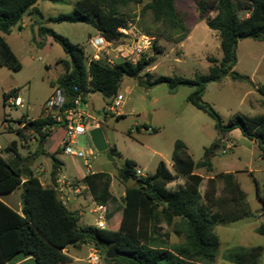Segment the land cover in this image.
I'll list each match as a JSON object with an SVG mask.
<instances>
[{"label":"trees","instance_id":"trees-1","mask_svg":"<svg viewBox=\"0 0 264 264\" xmlns=\"http://www.w3.org/2000/svg\"><path fill=\"white\" fill-rule=\"evenodd\" d=\"M39 0H0V31L10 35L13 28L21 25L24 18L36 15L45 17L37 7ZM53 4H67L69 0H48ZM238 6L234 0H197L196 7L200 18L207 26L216 31L221 40L223 57H209L212 64L207 74H198L193 79L178 75L158 76L146 74L143 83L147 87L166 84L171 93L180 87H191L193 92L187 100L198 110L208 114L215 121L219 138H224L238 130L246 139L264 145V115L248 116L234 114L227 122L213 107L204 101L207 85L219 82L229 76L233 80L246 78L238 74L237 47L239 39L250 38L264 41V0H242ZM143 3L142 0H76L69 14H61L48 20L55 23H83L92 26L107 40L121 38L120 28H127L132 22L131 8ZM243 10L245 17H240ZM150 13L155 24L162 27L160 36L167 35L168 40L176 39L182 43L188 36V30L176 8L175 0H151L140 12L143 18ZM212 14H215L213 16ZM40 34L49 35L61 45L69 60H61L63 74L53 88L62 91L65 103L61 111L74 108L79 96L85 101L89 93H100L112 104L117 97L120 84L125 76L141 77L151 66L155 57L143 58L136 64L124 62L113 67L99 61L87 63L83 47L73 44L68 38L57 34L47 27L39 28ZM151 35V33H149ZM162 53L155 47V55ZM0 67L20 71L22 64L4 37L0 36ZM264 99V85L257 87ZM19 89L15 88L3 94L4 105L10 98H18ZM25 117L19 120L23 124ZM7 123V120L3 124ZM58 127H66L65 119L55 120L44 116L30 121L24 130L34 133V138L42 145L53 135ZM11 130V128H9ZM24 130L18 135L25 138ZM12 131V130H11ZM157 133V129H153ZM56 153L64 151V138ZM17 142H12L8 152H15ZM213 144L206 153L213 150ZM116 149H111L115 152ZM55 153V154H56ZM53 157L52 184L42 185L33 177L31 168L22 169L3 157L0 152V196L9 194L23 184L22 211L18 213L0 200V264H11L34 258L38 264H63L72 258L67 250L70 247L90 245L98 250L105 259L106 252L113 246L124 254L113 259L112 264H216L220 248L219 236L214 228L253 216L245 192L236 181L233 173H220L207 181L204 194L200 192L204 177L196 170L213 171L212 161L205 159L196 162L190 154L187 144L176 140L172 151L173 174L165 162L161 161L154 174L139 179L136 175L137 164L127 159L123 168L117 171V178L126 186V195L122 198V218L118 227L100 229L96 226H80V217L71 212L57 199V176L61 163ZM177 178H183L184 184L169 188ZM23 179L27 181L23 183ZM135 181L133 187L128 183ZM223 187L220 189L218 183ZM83 182L93 200L100 204L114 202L109 192L111 180L104 173L87 175ZM257 197L262 204L264 216V192L259 185ZM165 224L176 235H183L185 242L170 244V233H160V225ZM257 232L264 234V225ZM262 247L237 248L229 251L226 258L234 264H259ZM104 263V262H103ZM105 264V263H104Z\"/></svg>","mask_w":264,"mask_h":264},{"label":"rangeland","instance_id":"rangeland-1","mask_svg":"<svg viewBox=\"0 0 264 264\" xmlns=\"http://www.w3.org/2000/svg\"><path fill=\"white\" fill-rule=\"evenodd\" d=\"M75 1L69 0L67 4L61 5L53 4L48 0H39L37 7L43 13L44 20L36 15H29L24 18V22L28 24L27 27L17 26L13 28L10 35L0 31V36L7 40L22 64L20 71L0 67V146H7L11 140L20 141V137L15 132L4 128V121L7 120V123L15 128L26 114L37 118L43 105L54 92L51 83L56 82L63 74L60 61L69 60L61 45L52 36L40 34L39 28L42 26L50 28L68 38L73 44L83 47L87 55L93 53L89 40L97 33L92 26L83 23H55L48 20L61 14L71 13ZM196 1L177 0L183 17L189 20L187 26L191 32L182 43H176L177 38L168 40L167 35L160 36L162 27L153 22L150 13L143 18L140 17V12L149 2L148 0H143L141 5L131 8L132 23L136 28L143 34L151 33L150 36L156 38L152 48L144 55L155 57V61L145 69L141 77L125 76L123 78L118 94H122L124 100L117 111L111 113L109 108L113 105H108L103 95L97 92L89 93L86 101L92 114L100 117L101 129L107 143L110 146H116L122 156L115 154L114 161H111L107 152H97L89 133L78 138L76 147L85 155L89 149L94 151V157L89 158L93 174H106L112 180V192L116 194L117 189L120 193L121 189L125 190V184H120L117 178V171L125 165V159L136 161L137 169L144 175L154 174L160 161L171 160L176 140H182L187 144L195 161L202 159L212 161L213 174L234 172L237 182L246 194L253 216L215 226L214 232L220 239V248L215 262L216 264H234L226 258L229 251L237 248L262 247L259 264H264V234L257 232V229L264 225L262 204L257 197L258 185L261 192H264V154H262L264 145L260 146L246 139L238 130H235L229 139L233 148L227 153H220L222 144L218 150L206 153V149L215 143L217 145L221 138L215 129V121L188 102L187 98L194 89L184 86L177 92L171 93L166 84L150 88L143 83L146 74L155 77L178 75L193 79L198 74L209 72L212 65L208 61L209 57L217 59L223 57L218 33L211 30L206 21L199 19L196 10L194 12ZM234 2L238 6L243 5L242 0H234ZM239 15L243 18L246 13L240 10ZM155 47H159L162 53L155 55ZM237 58L238 62L234 70L246 78L233 80L227 76L219 82H212L207 85L203 96L204 101L209 103L225 122L236 113L248 116L264 115V99L254 89L255 86L264 85V41L250 38L239 40ZM15 88L19 89L23 107L11 105L9 101L4 105L3 94ZM91 100H94V103H91ZM118 112H122L123 117L118 119L116 115ZM153 129H157L158 132L154 133ZM60 135L61 130L48 142V145L56 146ZM228 138L225 137L224 140ZM20 151L26 154L23 148H20ZM155 151L161 155L155 154ZM56 156L63 164L59 173V182L78 184L85 171L83 159L64 153L56 154ZM40 163L43 164L47 173L51 172L50 157L41 156L36 167ZM197 171L206 175L210 174L202 169ZM173 187L177 188V186ZM218 187L220 189L223 187L221 181ZM65 195L71 198L68 205L70 210L81 213L80 226H95L97 216L92 213V210L96 204L89 199L88 193L83 191L82 195L75 196L69 192L68 188H65ZM115 206L110 220L107 218L105 221L107 229L112 228L114 218L121 213L122 196H119ZM183 242H185L183 235L173 234L170 244ZM92 249L95 248L90 245L70 247L68 255L72 260L63 264H89L88 255ZM100 257V264H104V258L101 255ZM19 263L21 264L14 260L11 264Z\"/></svg>","mask_w":264,"mask_h":264},{"label":"crops","instance_id":"crops-1","mask_svg":"<svg viewBox=\"0 0 264 264\" xmlns=\"http://www.w3.org/2000/svg\"><path fill=\"white\" fill-rule=\"evenodd\" d=\"M143 1V0H142ZM149 2L151 0H148ZM148 2V3H149ZM175 3H176V8H177V11L179 12L180 16L183 17V14L181 13L180 9L178 8V5H177V0H175ZM38 4V3H37ZM75 4V2H74ZM195 10L197 11V7H195L194 9V12ZM197 15L199 17L200 20H202L198 14V11H197ZM215 16V15H214ZM184 19V24L188 30V36L187 38L190 36V30L188 29V26H187V22L189 20H186V17H183ZM204 21V20H203ZM28 24L24 22L21 23L20 25V28H24V27H27ZM96 35H98L99 33L96 31ZM95 35V36H96ZM94 36V37H95ZM93 38V37H91ZM90 38V39H91ZM186 38V39H187ZM6 40V39H5ZM7 41V40H6ZM93 49V48H92ZM87 55V54H86ZM91 55V54H90ZM253 83V82H252ZM254 84V83H253ZM255 85V84H254ZM257 87L258 86H255V90L257 91ZM56 88H54V91H55ZM54 93V92H53ZM53 95V94H52ZM119 95V94H118ZM18 96H19V93H18ZM15 98V97H14ZM20 98V97H18ZM16 99V98H15ZM21 102H22V106L20 107H23V101L22 99L20 98ZM115 100V99H114ZM87 101V96L85 97V105L81 107V111L86 114L90 120H89V124H94V127H100L102 128V124H101V121H100V117H97L96 115L92 114L89 106H88V103L86 102ZM91 103H94V100H91ZM16 107H19V106H16ZM44 107H45V104L43 105L42 109H41V112H40V115L37 117V118H33L31 116H29V114H26V117H25V121L23 124H19L17 127H11L8 123H5L4 124V128L5 129H9L11 128V130L13 132H15L17 135H18V131L19 130H24L25 129V126L26 124H28L30 121H34L38 118H41V117H44L46 116L45 112H44ZM100 114V113H98ZM117 118H121L123 117V113L122 112H118L117 114ZM106 116V115H105ZM24 117V116H23ZM90 129L91 126H90ZM61 130V135L59 136V139H57V143H56V146H52L51 144L48 145V142L55 138V136L57 135L58 131ZM90 131V130H89ZM234 132V131H233ZM229 133L226 137H229L228 140H222V151H220V153H224V150H227V146L230 145L232 149L233 146L231 144V137L230 135L233 133ZM89 133V132H88ZM240 133V132H239ZM23 134L25 135V138H21L20 137V141H17V140H11L10 143L5 146V147H2L0 146V152L1 154L3 155V157L5 159H7L8 161L12 162L13 164L17 165L18 167L22 168V169H26V168H31V171L33 173V177L34 178H37L39 180V182L42 184V185H51L52 184V177H51V172H52V169H51V172L50 173H47L46 169H44L43 167V164L40 163L39 166L36 167V163L37 161L40 159L41 156H48L52 159V164L53 165V155H55V158L61 163V168L59 170V173L62 169V162L57 158L56 154H61V153H64L63 152H59V153H56V149L57 147L61 144V140L63 139L64 135H65V127H58L57 129H55L53 135L42 145L41 143H39V141L37 139L34 138L33 136V131H30V130H24L23 131ZM241 134V133H240ZM85 135V134H84ZM242 135V134H241ZM80 136H83V135H80ZM78 136L76 141H75V147L77 146L78 144V138L80 137ZM106 140V139H105ZM12 142H17V146L14 147V151L15 152H8L7 151V148L11 147V143ZM107 143V141H106ZM255 143V142H254ZM108 151L112 154V156L114 157L115 154H118L120 157L122 156L121 153H119L118 149L116 148V146H110L108 143ZM223 147H225L223 149ZM20 148H23L25 151H26V154H23L21 151H20ZM77 148V147H76ZM115 148L116 151L115 152H111V149ZM78 149V148H77ZM226 152V153H227ZM56 153V154H55ZM86 156L88 157V162H89V158L90 157H94V151L92 149H89L88 152H86ZM155 154H159L161 155L159 152H154ZM219 153V152H217ZM65 154V153H64ZM264 154V152L262 153ZM216 155V154H215ZM82 159V158H81ZM127 159H125L126 161ZM203 160V159H202ZM84 161V167H85V171L82 173L81 175V178H80V181L77 183H72V182H59V174L57 176V189L59 191V194H60V200L63 201L64 205L70 210V208L68 207L69 205V202L71 200L70 197H66V195L64 196V193H65V188H68L69 189V192H71L73 195L75 196H80V195H76L71 187H69L68 183H72L73 185H81L84 187V189L82 190V193L83 191L85 193H88V197L89 199L94 203V204H100V203H97L93 200L87 186L85 185V183L83 182V179L89 175V174H93L92 170H91V167L90 169L87 168V164L85 162V159H83ZM201 161V160H200ZM137 166H138V163L136 161H134ZM161 162V161H160ZM159 162V163H160ZM163 162H165L166 166L168 167V169L173 173L175 174V171H174V168H173V162H172V155H171V160H164ZM196 162H199V161H196ZM158 163V164H159ZM90 164V163H89ZM91 166V164H90ZM158 166V165H157ZM38 167H40V169L38 170ZM124 167V166H123ZM122 167V168H123ZM37 168V169H36ZM157 168V167H156ZM43 169V171H42ZM204 170V169H202ZM206 171V170H205ZM214 172V166H213V171L212 172H207V173H210V174H204V173H201L199 171L196 170V173L199 174L200 176L204 177L203 179V183H202V186L200 188V192L201 194L203 195L205 190H206V186H207V181L208 179L210 178H214L215 174H213ZM224 173H233L235 175L234 172H224ZM235 179H236V176H235ZM119 180V179H118ZM27 180L26 179H23V183H25ZM237 181V180H236ZM120 184H123L120 180H119ZM67 184V185H66ZM184 184V179L183 178H177L173 183L169 184V188H173V186H180V185H183ZM123 187V185H121ZM118 188V187H117ZM121 193L119 192V190L117 189V194L112 192V180H111V183H110V187H109V192L110 194L112 195L113 199H114V202H107L106 204V207H107V210H108V213H107V218H109L108 220H110V217H111V214L112 212L114 211V209L116 208V204H117V201L119 200V196H122V198L126 195L125 193V190H126V186H125V190L124 189H121ZM24 192V188H23V184L18 187L16 190L12 191L11 193L9 194H5V195H1L0 196V200L2 202H4L7 206H9L10 208L14 209L15 211H17L18 213H21L22 211V204H21V199H22V194ZM82 195V194H81ZM71 211V210H70ZM73 212V211H71ZM75 213H77L79 215V217L81 216V213H79L78 211H75ZM115 217V216H114ZM121 218H122V213H120V215L116 216L113 221L114 224H112V227H118L120 225V221H121ZM80 223V222H79ZM96 226V225H95ZM160 233L161 234H164V233H170L171 236H170V243H171V240H172V236H173V232L171 231V228H168L165 224H161L160 226ZM176 235V234H174ZM67 253H69V249L67 250ZM20 264V263H19Z\"/></svg>","mask_w":264,"mask_h":264},{"label":"built area","instance_id":"built-area-1","mask_svg":"<svg viewBox=\"0 0 264 264\" xmlns=\"http://www.w3.org/2000/svg\"><path fill=\"white\" fill-rule=\"evenodd\" d=\"M118 31L121 34V38L116 41L107 40L101 34L89 40V44L93 48V53L91 55H86L88 58L87 63L99 61L111 67L124 62L136 65L152 48L153 42L156 40L154 36L140 32L132 22L128 24L127 28H120ZM123 100L124 96L122 94L117 95L112 103L113 107L109 108L110 112L113 113L117 111L121 107ZM9 103L14 106H22L20 98H10ZM64 103L65 97L62 91L55 89L53 95L45 103L44 112L46 116H52L57 121L65 119L66 136L63 141L65 146L64 153L71 157L85 159L87 168L90 169L91 166L88 162V157L82 150L75 147V141L78 136L88 133L89 130H91L90 126L93 128L94 124H89L90 118L80 110L81 107L85 105L81 96L75 99V106L71 110L65 112L61 111ZM230 148L231 146L228 145L227 150ZM226 152L227 151L224 150V153ZM136 175L139 179L147 177V175H144L138 169L136 170ZM68 185L76 195L82 194V190L84 189L83 186L73 185L72 183H68ZM92 213L97 216L96 227L105 229L107 226L105 221L108 213L106 205L96 204ZM100 262L101 257L98 250L92 249L88 255V263L100 264Z\"/></svg>","mask_w":264,"mask_h":264},{"label":"water","instance_id":"water-1","mask_svg":"<svg viewBox=\"0 0 264 264\" xmlns=\"http://www.w3.org/2000/svg\"><path fill=\"white\" fill-rule=\"evenodd\" d=\"M239 40H242V38H240ZM89 136H90L91 142H92L94 148L96 149V151L99 153L107 152L108 158L111 161H114L112 154L108 151V145L106 143L102 129L100 127L92 128L89 131ZM221 144H222V139H219L217 142V145L214 147L213 150L214 151L218 150L220 148ZM134 183H135V181L131 180L128 183L127 187H129V188L133 187ZM57 199L60 201V194L57 195ZM119 256H124V254L119 252L117 250V248L115 246H113L106 252L104 263L105 264H112L113 259H115ZM21 264H38V263L34 258H29V259L22 261Z\"/></svg>","mask_w":264,"mask_h":264}]
</instances>
